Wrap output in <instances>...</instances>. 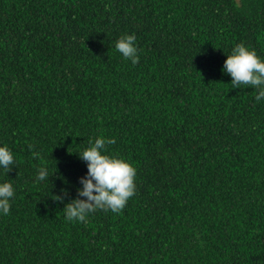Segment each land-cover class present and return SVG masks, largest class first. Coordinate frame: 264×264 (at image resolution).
Segmentation results:
<instances>
[{"label":"trees","instance_id":"obj_1","mask_svg":"<svg viewBox=\"0 0 264 264\" xmlns=\"http://www.w3.org/2000/svg\"><path fill=\"white\" fill-rule=\"evenodd\" d=\"M240 42L264 56V0H0V142L17 161L0 170L15 188L0 264H264V101L222 72ZM101 135L136 192L68 221L75 152Z\"/></svg>","mask_w":264,"mask_h":264},{"label":"clouds","instance_id":"obj_2","mask_svg":"<svg viewBox=\"0 0 264 264\" xmlns=\"http://www.w3.org/2000/svg\"><path fill=\"white\" fill-rule=\"evenodd\" d=\"M136 40L135 33H125L115 43L116 51L133 64L139 60ZM226 55L222 72L230 75L232 88L251 86L256 91L255 100L258 103L264 101V56L244 42L235 44ZM114 143V138L101 135L90 140L82 151L75 152L87 162V173L79 178V195L66 203L62 210L66 220L86 222L97 210L119 212L135 194L136 168L124 157L107 152L106 145ZM16 164V154L10 145L0 142V170L8 174ZM49 177V169L41 166L35 174V182ZM62 191L64 195L52 193V199L63 202L68 191ZM14 195L13 183L10 180L0 181V215L9 214Z\"/></svg>","mask_w":264,"mask_h":264}]
</instances>
